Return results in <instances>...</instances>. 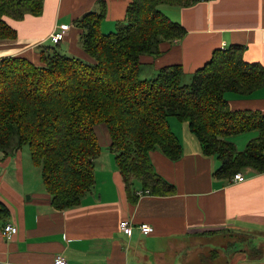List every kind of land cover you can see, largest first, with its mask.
Returning a JSON list of instances; mask_svg holds the SVG:
<instances>
[{
	"label": "trees",
	"instance_id": "trees-1",
	"mask_svg": "<svg viewBox=\"0 0 264 264\" xmlns=\"http://www.w3.org/2000/svg\"><path fill=\"white\" fill-rule=\"evenodd\" d=\"M200 1L131 0L118 31L109 34L101 28L107 6L100 1L97 11L75 22L91 62L49 46L40 48L38 64L22 56L0 60V151L8 157L29 146L56 210L78 207L94 188L95 160L102 152L99 126L107 129L109 150L131 204L139 199L136 182L151 195L176 194L150 160L155 150L170 161L182 157L170 117L187 122L203 154L221 161L213 172L216 179L230 180L249 168L264 173V113L233 110L225 97L230 92L248 96L264 87V66L246 61L244 46L214 50L189 85L183 84L186 74L180 63L141 78L144 56L159 57L161 43L172 44L187 34L160 6L188 7ZM43 10L44 0H0V41L17 37L5 17L22 20ZM252 131L258 137L237 151L230 138ZM10 217L0 201V227ZM249 246L252 261L264 256V246L252 241Z\"/></svg>",
	"mask_w": 264,
	"mask_h": 264
},
{
	"label": "crops",
	"instance_id": "crops-1",
	"mask_svg": "<svg viewBox=\"0 0 264 264\" xmlns=\"http://www.w3.org/2000/svg\"><path fill=\"white\" fill-rule=\"evenodd\" d=\"M100 1L107 6L101 28H117L131 0H44L40 16L5 17L17 37L0 41V60L22 56L38 64L40 48L52 43L51 33L68 25L64 40L55 46L91 62L81 48L83 31L75 22L97 11ZM162 11L182 24L187 34L172 44L161 43L159 57L142 58L143 66L150 67L147 75L179 63L186 76L191 75L209 61L214 50L231 45L244 46V59L264 66V0H203L188 7L164 5ZM225 97L233 110L264 113V87L248 96L230 92ZM168 120L182 144V157L170 161L155 150L150 160L155 172L174 185L176 194H148L136 204L128 200L104 126L96 129L102 152L95 160L94 188L78 207L64 211L51 205L23 149L8 157L0 151V201L10 210L8 223L18 228L8 240L0 227V264H54L60 255L68 264H264V256L252 261L247 254L250 246L246 250L231 237L255 234L260 243L255 244V239L252 244L264 245V173L249 168L242 172V182L216 179L213 172L221 161L203 154L187 122ZM257 137L258 132L252 131L230 141L237 150H244ZM135 188L142 191L141 183L136 182ZM122 220L130 221L131 235L120 229ZM142 224L151 225L153 232L143 234ZM217 237L229 240L214 250L212 240Z\"/></svg>",
	"mask_w": 264,
	"mask_h": 264
},
{
	"label": "built area",
	"instance_id": "built-area-1",
	"mask_svg": "<svg viewBox=\"0 0 264 264\" xmlns=\"http://www.w3.org/2000/svg\"><path fill=\"white\" fill-rule=\"evenodd\" d=\"M67 30H69L68 25H61L57 30H55L53 33H51V35L49 36V39L51 40V42L54 45H58L61 41L64 40ZM244 180H245V178H244L242 173H236L230 179V181L232 183L242 182ZM148 194H150V192L148 190L144 191L143 189H142V191H139L137 193L139 198H141V197L143 198V196L148 195ZM119 227L124 233L131 235L132 226H131L130 221L122 220L119 224ZM140 229L144 234H150L153 231V228L148 224L140 225ZM1 231L4 234V236L6 237V239L11 240L18 233V228L13 224L7 223L1 227ZM53 261H54V264H68L66 259L61 255L57 256L55 258V260H53Z\"/></svg>",
	"mask_w": 264,
	"mask_h": 264
},
{
	"label": "rangeland",
	"instance_id": "rangeland-1",
	"mask_svg": "<svg viewBox=\"0 0 264 264\" xmlns=\"http://www.w3.org/2000/svg\"><path fill=\"white\" fill-rule=\"evenodd\" d=\"M164 5L160 6V9L162 10ZM118 28L119 26L116 28L115 26L112 27V28H108V27H104L103 32L104 33H110V32H116L118 31ZM113 30V31H112ZM48 46L52 47L53 49L56 48V50H59L53 43H51L50 45L48 44ZM60 51V50H59ZM61 52V51H60ZM62 53V52H61ZM64 54V53H63ZM68 55V54H67ZM150 67L148 66H142V70H141V78L142 79H150L151 77H153V75H147L146 72L149 71ZM191 77H192V74L191 75H187L184 79H183V84H190L191 83ZM15 140V139H14ZM29 146L26 145L23 147V150H24V153H25V160H27V162H29L31 168L35 169L38 173V176L40 177L39 180L41 182L42 181V175H41V169L39 167H33V165L31 164V159H30V150H29ZM237 151H243V150H237ZM139 192V191H138ZM233 237V239H235L239 244H241L242 247H244V249L248 250L249 248V243L253 240L256 239V241H258V237L255 236V234H245V233H236L234 234V236H231ZM230 236H227V238L231 239ZM255 237V238H254ZM228 239V240H229ZM226 238L224 239L223 237H217L215 238L214 240H212V244L214 245L213 249L215 250V246L217 245H221L222 243L224 244L226 242ZM227 240V241H228ZM260 242H255V244H259ZM264 246V245H262ZM198 252H204V249H199ZM203 257L204 260H206V257L205 256H201ZM210 257V256H209Z\"/></svg>",
	"mask_w": 264,
	"mask_h": 264
}]
</instances>
